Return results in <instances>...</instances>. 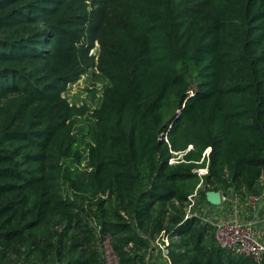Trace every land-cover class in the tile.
Segmentation results:
<instances>
[{
  "label": "trees",
  "instance_id": "trees-1",
  "mask_svg": "<svg viewBox=\"0 0 264 264\" xmlns=\"http://www.w3.org/2000/svg\"><path fill=\"white\" fill-rule=\"evenodd\" d=\"M96 41L81 134L64 94ZM263 178L264 0H0V264H105V243L149 264L161 236L171 264H255L186 212Z\"/></svg>",
  "mask_w": 264,
  "mask_h": 264
},
{
  "label": "built area",
  "instance_id": "built-area-1",
  "mask_svg": "<svg viewBox=\"0 0 264 264\" xmlns=\"http://www.w3.org/2000/svg\"><path fill=\"white\" fill-rule=\"evenodd\" d=\"M206 174L207 170L199 171L200 176ZM220 193L219 206L214 207L207 202L198 210L195 209L196 195L191 196L186 218L199 216L214 226L216 239L222 248L245 256L255 264H264V193L246 196ZM168 247L169 240L165 236L154 241L148 263L171 264ZM159 252L162 253V261L158 258Z\"/></svg>",
  "mask_w": 264,
  "mask_h": 264
},
{
  "label": "rangeland",
  "instance_id": "rangeland-1",
  "mask_svg": "<svg viewBox=\"0 0 264 264\" xmlns=\"http://www.w3.org/2000/svg\"><path fill=\"white\" fill-rule=\"evenodd\" d=\"M99 56L100 45L96 41L94 42V47L89 50L88 59L83 65L84 75L80 78L78 82L69 85L64 94V97L71 105L78 107L85 106L87 109L86 119H88V121L78 120L76 125V129L81 132V134L86 133L87 128L91 122L92 113L101 105L103 95L109 87V82L107 78L99 68ZM258 191L259 194L264 193V178L260 183ZM199 199L197 202V197L195 198L196 210L200 209L202 205L205 204V202H203V197H199ZM101 255V257H103V259L105 260V264H118V259L111 250L109 244L105 243V246L103 245V247L101 248ZM158 258L161 261L163 260L161 252L158 253ZM48 264L53 263L50 262ZM54 264L59 263L57 262V260H54Z\"/></svg>",
  "mask_w": 264,
  "mask_h": 264
},
{
  "label": "water",
  "instance_id": "water-1",
  "mask_svg": "<svg viewBox=\"0 0 264 264\" xmlns=\"http://www.w3.org/2000/svg\"><path fill=\"white\" fill-rule=\"evenodd\" d=\"M207 201L214 207L221 204V193L218 191L207 192Z\"/></svg>",
  "mask_w": 264,
  "mask_h": 264
},
{
  "label": "crops",
  "instance_id": "crops-1",
  "mask_svg": "<svg viewBox=\"0 0 264 264\" xmlns=\"http://www.w3.org/2000/svg\"><path fill=\"white\" fill-rule=\"evenodd\" d=\"M156 249V248H155ZM158 251V250H157Z\"/></svg>",
  "mask_w": 264,
  "mask_h": 264
}]
</instances>
